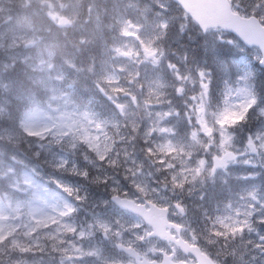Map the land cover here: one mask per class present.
Wrapping results in <instances>:
<instances>
[{"label": "snow or ice", "instance_id": "snow-or-ice-1", "mask_svg": "<svg viewBox=\"0 0 264 264\" xmlns=\"http://www.w3.org/2000/svg\"><path fill=\"white\" fill-rule=\"evenodd\" d=\"M82 8L32 0L26 16L43 30L9 18L0 32L5 67L16 69L17 50L34 52L19 62L45 94L24 96L18 117L0 107L10 121L0 130V264H255L264 257V193L250 182L261 173L230 170L264 172V128L242 143L233 131L254 109L264 118L253 83L264 67V0H156L155 11L130 0L134 18L117 12L107 39L99 26L77 38ZM173 25L194 29L202 53L169 60ZM240 52L251 60L237 61ZM229 176L238 183L210 212L205 189ZM185 192L201 203L190 210L176 198Z\"/></svg>", "mask_w": 264, "mask_h": 264}, {"label": "clouds", "instance_id": "clouds-1", "mask_svg": "<svg viewBox=\"0 0 264 264\" xmlns=\"http://www.w3.org/2000/svg\"><path fill=\"white\" fill-rule=\"evenodd\" d=\"M81 4L83 5L82 8V14H81V20L80 23L82 25V31L77 33V38L80 37H87L90 35L92 32L97 30V27L103 31L105 38H109L113 32L109 29V25L113 21V17L117 12H124L127 10L128 16L134 18V12L132 9H128L127 5L130 3V0H80ZM132 2V0H131ZM155 2L156 0H138V3L141 8L147 7L151 8L153 11H155ZM160 2H165V0H160ZM169 3H171V0H168ZM89 8L92 9L91 13H89ZM100 17L99 25L97 23L96 17ZM196 33V32H195ZM197 34V33H196ZM209 39H214L213 37H209ZM200 52L202 53V49H200ZM91 51L94 54L99 53V47L91 49ZM197 50L189 52L190 55L195 56ZM0 58H2L6 63L9 60L8 56H6L4 53H0ZM197 60L203 59V56H197ZM209 70L213 71V80H214V87H217L216 83V73L215 71L211 68L210 65H208ZM11 78L15 81L16 85V90L19 94H23V96L26 95H35L39 99L43 100L45 99V94L43 90L35 85L32 80L24 77L21 73L18 72H13L11 73ZM254 83V88L255 92L257 94L259 103L257 107H264V67H256V75L255 79L253 81ZM7 100V109L10 115L17 116L19 115V112L23 110L24 105L21 103V101H18L15 99L14 96L9 94L8 96L5 97ZM92 98L90 95L87 93L83 96H81V99L86 103L88 99ZM170 99L174 100V106L177 108L181 107L180 101L175 98L174 96H170ZM103 105L104 101L102 97L96 96L93 100V107L96 111L103 113ZM10 121L8 120H0V127H6L8 126ZM264 128V118H259L256 115V110L254 109L251 113H249V122L247 124H243L238 126L236 129L233 131L235 132L238 140L242 143L243 140L246 138L247 135L253 134L255 131ZM183 135V132H181ZM45 173H47L48 169H44ZM234 175H238L241 173H247L251 171H256L260 172V176L258 179L254 182L250 183H255L256 185L259 186L261 193H264V172H262L260 169H247L243 167H236L230 170ZM65 180L77 184L80 181L78 178L74 177H69L65 176ZM117 179L121 180V183L124 184L122 176H118ZM225 179L228 180V187L229 186H234L238 182L233 180L231 176L225 177ZM124 187L126 190L131 192V189L127 188V185L124 184ZM92 192V198L95 200H99L101 198H105L102 195V190L99 189H90ZM205 191H209V186L205 189ZM212 194H216L220 198L225 197L227 195V191L222 189L220 185L217 183L216 185L212 186L211 188ZM199 193H196V198ZM164 195H168V193H164ZM194 195V194H193ZM193 195L189 197L187 193L185 192L184 194H177L176 198L178 199H183L184 202L189 206L190 210L192 209V199ZM218 199H213L211 200L207 199L204 201V206L209 209L211 212V208L215 205ZM97 211L103 212L104 209L102 208H97ZM222 264H229V261L224 260L221 258ZM264 261V257H260L255 261V264H261V262Z\"/></svg>", "mask_w": 264, "mask_h": 264}, {"label": "rangeland", "instance_id": "rangeland-1", "mask_svg": "<svg viewBox=\"0 0 264 264\" xmlns=\"http://www.w3.org/2000/svg\"><path fill=\"white\" fill-rule=\"evenodd\" d=\"M132 2L135 3L138 7H140L138 0H132ZM31 4H32V0H0V32H3L7 27H9V24H8L9 18H11V22H12L11 26H16L17 24H20L26 28L29 24H31L34 28H41V30H43V25L41 24V22L39 21L38 18L26 16V8L28 5H31ZM172 28L176 29V30H174L175 33H179L177 26L173 25ZM182 37H183V39L186 37L184 39L185 41H187V40L191 41V39H192L191 36H189V32H185L183 34V36L180 37V39ZM175 39L172 38L173 43L176 45L178 43L176 41H178L179 39H176V41H175ZM166 41H165V43H166ZM201 44L202 43H200V45ZM200 45L198 46V49H199ZM164 46H165V44H164ZM169 48H170V45L165 46L166 52L171 51V48L170 49ZM72 51H74V50H72ZM179 51L181 53V54L179 53L181 56H183L184 54H188L190 57H193L192 55H190L189 52H191V51L188 50L187 47L179 46L173 52H176L178 54ZM29 55L34 56V52L30 54L28 51H26L24 49L17 50V67L15 70H10V69H7L5 67L6 64L11 63L10 60H8L6 63L2 58H0V85H8L9 86V91H7V92L4 90V88L0 87V107H7V100L5 97L8 96L9 94L14 96L15 99L18 101H21L22 98L24 97L23 94H19L17 92L15 81L13 79H11V73H13V72L21 73L24 77H26L30 80L35 75H38V73H32L30 69H27L24 64L19 62L21 59H23L24 57L29 56ZM250 56H251L250 54H247V56H246L247 60L246 61L251 60ZM27 62L28 63H34L35 61H34V59H29ZM2 129H3V127H0V130H2ZM104 211L108 215H117L118 214L113 209H104ZM80 216H81V218H83L84 213H80Z\"/></svg>", "mask_w": 264, "mask_h": 264}, {"label": "trees", "instance_id": "trees-1", "mask_svg": "<svg viewBox=\"0 0 264 264\" xmlns=\"http://www.w3.org/2000/svg\"><path fill=\"white\" fill-rule=\"evenodd\" d=\"M174 30H176V29H174V28H170V33H169V37H168V39H167V41H166V43H165V46L166 45H170V48H171V51H168L167 53H168V58H169V60H171L172 61V59H175V58H177L178 57V55H177V53L176 52H173L176 48H178L179 46H182V47H184V46H189V47H191L192 46V44H194V41L196 40V36H192V40L191 41H185L184 42V39H183V37L180 39V40H182L180 43H177L176 45L173 43V40L171 39L172 38V34H173V37H175L176 36V34H178L177 35V39H178V37L180 38L181 37V34H179V33H175L174 32ZM180 40H178V41H180ZM182 42H184V43H182ZM180 44V45H179ZM169 48V49H170ZM72 51V50H71ZM173 53H174V55H173ZM178 53H180V51L178 52ZM181 54V53H180ZM105 108H106V106H105Z\"/></svg>", "mask_w": 264, "mask_h": 264}, {"label": "bare ground", "instance_id": "bare-ground-1", "mask_svg": "<svg viewBox=\"0 0 264 264\" xmlns=\"http://www.w3.org/2000/svg\"><path fill=\"white\" fill-rule=\"evenodd\" d=\"M220 197L218 196V197H215L214 199H219ZM197 216H199V213H198V215Z\"/></svg>", "mask_w": 264, "mask_h": 264}, {"label": "flooded vegetation", "instance_id": "flooded-vegetation-1", "mask_svg": "<svg viewBox=\"0 0 264 264\" xmlns=\"http://www.w3.org/2000/svg\"><path fill=\"white\" fill-rule=\"evenodd\" d=\"M196 218H198V217L196 216Z\"/></svg>", "mask_w": 264, "mask_h": 264}]
</instances>
